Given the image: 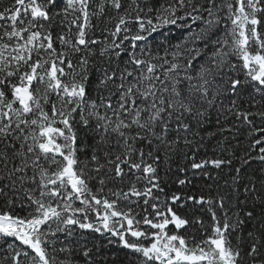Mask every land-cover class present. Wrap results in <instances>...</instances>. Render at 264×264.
<instances>
[{"label": "snow or ice", "instance_id": "6c2138e0", "mask_svg": "<svg viewBox=\"0 0 264 264\" xmlns=\"http://www.w3.org/2000/svg\"><path fill=\"white\" fill-rule=\"evenodd\" d=\"M91 233L264 264V0H0V264H107Z\"/></svg>", "mask_w": 264, "mask_h": 264}, {"label": "trees", "instance_id": "16d2710c", "mask_svg": "<svg viewBox=\"0 0 264 264\" xmlns=\"http://www.w3.org/2000/svg\"><path fill=\"white\" fill-rule=\"evenodd\" d=\"M197 183H199V180H197ZM171 184V182H170ZM171 190H180L179 186L176 184H171ZM193 212L195 210L191 209V206L181 209V213H187L189 216L193 215ZM196 215L199 214V212H195ZM205 219H207L205 217ZM171 227V226H170ZM182 232L184 230H181ZM187 235L196 234L197 238H200L201 233L198 230V227H189L186 230ZM63 238V237H61ZM88 239L94 240L98 244L102 246L101 252L104 257H107V264H128V261L132 260L134 258L133 254L130 250L123 248L118 243L108 244V235L107 234H99V233H91L88 235Z\"/></svg>", "mask_w": 264, "mask_h": 264}]
</instances>
